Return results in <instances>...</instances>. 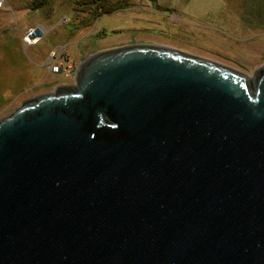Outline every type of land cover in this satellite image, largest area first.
Wrapping results in <instances>:
<instances>
[{"label":"water","instance_id":"obj_1","mask_svg":"<svg viewBox=\"0 0 264 264\" xmlns=\"http://www.w3.org/2000/svg\"><path fill=\"white\" fill-rule=\"evenodd\" d=\"M0 264H264V65L136 42L0 120Z\"/></svg>","mask_w":264,"mask_h":264},{"label":"rangeland","instance_id":"obj_2","mask_svg":"<svg viewBox=\"0 0 264 264\" xmlns=\"http://www.w3.org/2000/svg\"><path fill=\"white\" fill-rule=\"evenodd\" d=\"M80 1H6L0 10V120L27 99L74 85L84 58L132 38L250 77L264 65V29L243 23L237 0H109L117 10L99 17V9L84 11Z\"/></svg>","mask_w":264,"mask_h":264},{"label":"trees","instance_id":"obj_3","mask_svg":"<svg viewBox=\"0 0 264 264\" xmlns=\"http://www.w3.org/2000/svg\"><path fill=\"white\" fill-rule=\"evenodd\" d=\"M237 1L240 2V8L242 11L241 18L243 23H245L248 27L264 29V0ZM78 5L83 7L84 11L89 9H94L97 11L99 9L100 13L97 14L96 17H99L103 14L112 13L117 10L116 5L110 3L109 0H81Z\"/></svg>","mask_w":264,"mask_h":264},{"label":"built area","instance_id":"obj_4","mask_svg":"<svg viewBox=\"0 0 264 264\" xmlns=\"http://www.w3.org/2000/svg\"><path fill=\"white\" fill-rule=\"evenodd\" d=\"M7 0H0V10L4 8V5L6 4Z\"/></svg>","mask_w":264,"mask_h":264},{"label":"bare ground","instance_id":"obj_5","mask_svg":"<svg viewBox=\"0 0 264 264\" xmlns=\"http://www.w3.org/2000/svg\"><path fill=\"white\" fill-rule=\"evenodd\" d=\"M40 36V33L38 32V33H33L32 34V36H31V39H33V38H37V37H39Z\"/></svg>","mask_w":264,"mask_h":264}]
</instances>
